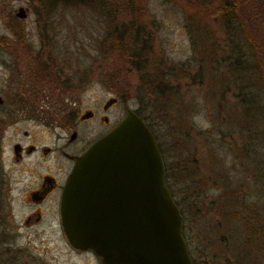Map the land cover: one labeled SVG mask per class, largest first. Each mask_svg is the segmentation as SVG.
Wrapping results in <instances>:
<instances>
[{
    "label": "rangeland",
    "instance_id": "1",
    "mask_svg": "<svg viewBox=\"0 0 264 264\" xmlns=\"http://www.w3.org/2000/svg\"><path fill=\"white\" fill-rule=\"evenodd\" d=\"M144 1L148 18H152L156 23L157 43L167 59L174 63H182L184 66L192 64L189 74L181 80L183 88L179 93V105L163 111L146 109L143 106V115L156 137L165 165L166 183L173 188L175 199L179 201L184 212L183 234L190 248L195 251L192 255L199 263L212 264L220 260L219 249L226 244L221 241L230 233V231L223 233L224 230L216 225L218 219L215 216L216 204L213 200L217 198L221 189L214 188L213 184L217 182L222 184L223 181L219 178L221 175L227 174L234 180L242 178L245 169L243 165L246 162L236 154L235 145L240 144L242 138H248L251 130L261 132L260 143L258 136L250 141L255 145L253 147L255 155H258L257 152L264 155V94L260 91L256 98L260 111H256L250 123L245 121V127L241 129L237 126L241 112L240 103L234 90L235 83H239L238 78L234 80L235 75L229 76L224 68L218 70L220 73L215 74L213 71V75H216L214 80L221 73L225 78L216 86L211 83V73L208 71L205 77L194 76L197 70L193 65L202 64L204 67L205 62L198 63L193 59L194 57L198 59V55L193 53L190 32L180 8L186 10L184 0H178L177 3L173 2L174 0ZM10 2L0 10V35L11 39L10 25L18 28L16 24L19 23L21 35L25 39V48L22 49L39 50L41 54L53 58L50 67L57 71L54 96L57 99L55 106L60 107L59 111H64L69 105L79 111L98 108L108 98L117 97L121 103L113 108L109 115L114 123L124 114L123 103L131 109H137L139 104L135 98L121 100L105 85L104 77L100 76L107 67L108 60L105 63L101 62L98 52L96 40L101 33L102 23L96 13L83 7H58L47 16L48 24L44 28L47 34L42 37L36 16L30 7L33 2L27 0ZM18 6L27 8L23 21L18 22L5 17L8 7L16 9ZM256 25L251 37L259 43L260 40L264 41V26ZM206 27L211 31V36L209 34L206 40L215 42L217 47L219 45L222 47V51L215 54L216 58L220 59L227 55L228 47L225 49V43L221 41V35L215 30V25L211 23ZM41 32L43 33V30ZM192 33L196 36L198 31ZM11 48H14L13 45ZM194 49H197V46ZM224 52L225 54H222ZM10 60H12L10 54L6 51L0 52V92L3 91L7 79L16 75L4 66V63ZM91 60L94 61L93 64H89ZM110 62L111 66L115 65L111 59ZM90 65L92 71L90 67L87 68ZM84 69H88L90 73L87 72V80L80 82V73ZM209 71L212 72L210 67ZM56 79L68 83L63 91L57 86ZM69 79L72 80L70 83ZM45 122L47 121L41 118L40 124L34 121L19 123L16 137H12L10 132L12 129L9 128L8 135L2 139V146L6 148V152L1 154L0 161V187L4 190L5 201V216L0 223V239L4 238L5 241L2 246L20 251L19 254L25 264H99V259L91 251L75 250L68 245L56 215H46L40 224L30 228L23 225L22 221L28 208L22 207V195L28 188L27 181L34 173L32 170L29 173L31 175L26 176L28 173L26 168L36 167V160L26 159L20 165L14 164L8 152L9 142L13 139L24 140L21 130L25 129L37 144L52 143V136L60 133L57 129L54 131L52 128L46 129ZM17 180H20L19 184L16 183ZM196 182L199 183L198 187ZM203 184L205 185L202 186Z\"/></svg>",
    "mask_w": 264,
    "mask_h": 264
},
{
    "label": "trees",
    "instance_id": "2",
    "mask_svg": "<svg viewBox=\"0 0 264 264\" xmlns=\"http://www.w3.org/2000/svg\"><path fill=\"white\" fill-rule=\"evenodd\" d=\"M8 1L0 0V10ZM27 1L33 2L30 7L36 16L41 36L44 37L47 34L44 29L48 24L46 18L58 7H83L96 13L102 23L101 33L96 40L98 52L101 62L105 63L108 60L105 72L102 71L100 76L104 77L105 85L121 100L133 97L138 101L139 105L135 112L145 124L143 106L146 109L163 111L179 105V93L183 88L181 80L189 74L192 64L184 66L182 63H174L167 59L157 43L156 23L152 18H148L144 0ZM173 2L177 3L178 0ZM184 2L186 10L180 8L190 32L193 53L198 55V59L195 57L193 59L198 63L205 62L204 67L202 64L193 65L197 70L194 76L205 77L208 71L211 73V83L214 86L225 78L221 73L214 80L216 75H213V71L216 74L220 73L218 70L225 69L229 76L235 75L234 80L238 78L239 83H235L234 86L237 94L235 98L240 103L241 109L237 126L243 129L244 122L250 123L256 111H260L256 98L260 91L264 94V41L260 40L256 43L252 38V31H255L256 24L264 26V0H184ZM211 23L215 25V30L219 31L220 39L225 43V49L226 46L228 47V54L220 59H217L215 54L222 51V47L220 45L217 47L215 42L206 40L209 34L211 36V31L206 26ZM13 28L14 33L20 36V25L18 28ZM205 29L207 31H204ZM192 31L194 33L198 31L196 36ZM196 46L197 49H194ZM110 59L114 62V66H111ZM93 63L94 61L91 60L89 64ZM91 66L87 68L90 67L91 70ZM209 67L212 72L209 71ZM56 72V69L51 67L42 66L40 69L43 80L55 78ZM87 72L88 69H84L80 73V82L85 81L87 74L90 73ZM56 81L62 91L68 85L65 81L57 79ZM71 81L69 79V83ZM214 81L216 82L213 83ZM245 88H247L246 91ZM56 109L59 113L60 107ZM146 126L149 128L147 124ZM149 130L152 132L150 128ZM260 135V131L251 130L248 138H242L240 144L235 145L237 146L236 154L246 162L243 165L245 169L242 178L234 180L227 174L221 175L219 178L223 181L222 184L218 182L213 184L214 188L221 189L217 198L213 200L216 204L215 216L218 219L216 225L224 230L223 233L229 231L230 233L221 241L226 244L219 249L220 260L212 264H264V155L262 156L261 152L255 155L253 151L255 145L250 142L258 136L260 143ZM153 136L156 140L154 134ZM165 184L183 218L184 212L181 210L179 201L175 199L173 188L166 183V180ZM196 184L198 187L199 183L196 182ZM4 204V190L0 187V223L5 216ZM183 229L182 225V234ZM183 237L192 263L206 264L196 261L192 255L195 251L190 248L184 234ZM4 243V238H1L0 264H25L19 254L20 251L13 250L9 246L3 247Z\"/></svg>",
    "mask_w": 264,
    "mask_h": 264
},
{
    "label": "water",
    "instance_id": "3",
    "mask_svg": "<svg viewBox=\"0 0 264 264\" xmlns=\"http://www.w3.org/2000/svg\"><path fill=\"white\" fill-rule=\"evenodd\" d=\"M16 16L25 17L22 7ZM164 177L152 132L126 107L109 132L75 157L65 180L58 210L68 245L91 251L99 264H193Z\"/></svg>",
    "mask_w": 264,
    "mask_h": 264
},
{
    "label": "flooded vegetation",
    "instance_id": "4",
    "mask_svg": "<svg viewBox=\"0 0 264 264\" xmlns=\"http://www.w3.org/2000/svg\"><path fill=\"white\" fill-rule=\"evenodd\" d=\"M10 1L12 2H8ZM18 7L7 8L8 19L23 21V18L16 16ZM22 8L26 17L27 8ZM18 25L20 24L17 23L16 26ZM14 32L13 26L10 25L11 39L0 35V52L6 51L12 57L4 66L8 67L11 73H16L7 79L3 91L0 92V161L1 154L6 152L2 139L8 135L9 128L12 129V137H16L19 123L34 121L40 124L42 118L49 122L44 124L46 129H57L60 133L52 136V143L37 144L36 140H32L30 133L22 129L21 134L25 139H13L9 142L8 152L14 164L20 165L26 159L36 160V167L26 168V176H30L32 170L34 173L27 181L28 188L22 195V207L28 208L22 222L26 228H30L40 224L46 215H56L59 220L60 194L75 157L80 156L92 142L109 132L122 118L121 116L114 123L109 118L112 109L121 101L117 97H110L115 98V102L110 105H106L110 99L108 98L98 108L81 111L69 105L57 115L55 78L43 80L40 77L42 66L50 67L53 58L41 54L39 50L22 49L25 48V39ZM12 45L14 48H11ZM126 107L123 103V111ZM86 113L89 117L83 118ZM19 182L20 180L16 181L18 184Z\"/></svg>",
    "mask_w": 264,
    "mask_h": 264
}]
</instances>
